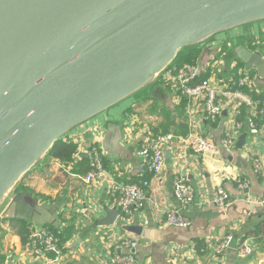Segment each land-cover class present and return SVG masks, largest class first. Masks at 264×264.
Returning <instances> with one entry per match:
<instances>
[{"label":"water","instance_id":"water-1","mask_svg":"<svg viewBox=\"0 0 264 264\" xmlns=\"http://www.w3.org/2000/svg\"><path fill=\"white\" fill-rule=\"evenodd\" d=\"M260 23L264 0H0L2 219L56 225L57 207L25 191L23 179L56 143L114 108L143 95L169 104L159 80L181 52L201 50L195 63L204 71L206 53L224 51V74L239 62L264 85V50L231 36ZM221 34L227 37L215 38ZM123 117L100 126L103 148L116 158L130 152L131 120ZM106 211L99 223L111 226L119 211Z\"/></svg>","mask_w":264,"mask_h":264},{"label":"crops","instance_id":"crops-1","mask_svg":"<svg viewBox=\"0 0 264 264\" xmlns=\"http://www.w3.org/2000/svg\"><path fill=\"white\" fill-rule=\"evenodd\" d=\"M235 35L245 36L248 41L263 38L264 23L245 26L231 33L232 37ZM226 37L221 34L215 38ZM215 38L210 42H215ZM220 55L209 57L206 53L202 59V65L205 64L203 72L214 70L215 75L225 79L229 75L224 74ZM216 58V65L211 67V59ZM164 79L170 95L169 104L150 95L138 96L132 103L122 104L111 110L110 114L80 126L69 137L78 143L79 153L89 162L87 150L90 144L96 143L102 150L107 169L91 184L84 182V174L74 172L76 166H65L53 157H47L23 179L32 193L40 197V203L57 207L56 225L72 222L76 227V235L66 244L63 264H116L112 255L128 251V248L121 246L123 239L138 242L135 264H264V181L256 176L251 160L253 155L264 160V119L257 122L260 129L257 135L245 129L238 133L237 145L232 153L225 152L221 147L216 153L207 154L184 150L176 144L169 145L166 165L156 176L148 167V159L138 156L136 152L141 140L148 136L150 126H158L163 121L162 111L158 110L160 114L152 109L154 100L158 109L166 107L173 110L178 103L176 95L168 90L170 81ZM256 87L264 92V85L256 82ZM139 97H142L141 100L150 99L147 100L150 105L146 111L149 121H144L145 124L140 122L138 108L142 101H139ZM202 102L200 99L188 102L186 125L189 131L193 129L219 142L225 131L235 127L234 119L227 111L216 122H211L206 118ZM131 108H135L134 114L130 113ZM113 116H124L131 120L125 127L128 137L124 139L130 152L124 158H116L103 148V130H100V126ZM243 134H246L245 144L240 147L238 142ZM146 169L151 174L146 203L133 207L126 222L118 216L113 225H101L99 221L108 216L107 208L116 206L109 189L111 183H136ZM180 172L186 174L196 191L194 203L184 211L191 221L187 228L165 222V211L174 204L172 180ZM239 179L248 180V186L239 188ZM215 185L223 186L231 194L232 205L222 208L214 204ZM42 195L48 199H42ZM5 230L3 253L9 259L14 256L20 264H43L41 258L25 255L22 251L24 243L12 228ZM229 234L234 237L232 247L225 254L218 255L215 246ZM244 242L250 243L253 249L249 256L241 258L238 250Z\"/></svg>","mask_w":264,"mask_h":264},{"label":"built area","instance_id":"built-area-1","mask_svg":"<svg viewBox=\"0 0 264 264\" xmlns=\"http://www.w3.org/2000/svg\"><path fill=\"white\" fill-rule=\"evenodd\" d=\"M211 67L216 65V59H212ZM235 63L232 74L223 79L215 75L214 70L211 76L206 79H200L202 70L197 63L186 64L181 67L175 75L171 72L167 73L165 78L172 83V87L180 90L182 94L189 98V101L202 100L206 118L211 122H216L225 112L233 117L235 127L225 131L223 137L216 142L214 139L199 133L193 129L187 135H176L172 132L159 135L157 137L146 136L140 142L136 154L140 157L148 159L149 169L154 175H159L167 161L166 150L169 145L176 144L178 148L184 150L192 149L196 153H216L220 147L227 153H232L236 148L238 133L245 129L247 132L257 135L260 132L255 116L259 115L264 118V101L258 105L249 95L240 89H230L235 85H247L253 87L256 82H252L250 72L245 67L234 72L237 67ZM209 67V65H208ZM210 67V68H211ZM239 76L235 81L234 76ZM245 104L250 108V114L245 122L237 120L241 114V106ZM87 156L90 160V170L82 176L87 184H91L94 180L105 173V167L102 161L103 155L100 146L96 143L89 145ZM256 176L264 181V160L261 157L253 155L251 157ZM239 188L244 189L248 186L249 181L239 179L237 181ZM149 181L144 180L139 183H125L114 181L110 185V193L115 199L116 207L119 211V218L123 222L128 221L127 215L132 212V208L143 206L148 200L147 187ZM174 204L165 211V222L168 225L178 227H189L191 221L185 215L184 211L190 207L195 201L196 191L191 185L186 174L177 173L172 180ZM213 202L219 207H229L233 203L231 194L221 185L213 186ZM28 237L23 244V252L28 257L41 258L43 264H63L66 247L61 246L57 235L47 226H37L29 223ZM233 235L229 234L221 238L215 246V252L223 255L232 247ZM122 247L128 248L127 252H116L113 254V261L116 264H135V251L138 242L135 240L123 239ZM252 245L244 242L239 250L238 256L247 257ZM3 264H20L15 261L14 256L10 259L7 257Z\"/></svg>","mask_w":264,"mask_h":264},{"label":"trees","instance_id":"trees-1","mask_svg":"<svg viewBox=\"0 0 264 264\" xmlns=\"http://www.w3.org/2000/svg\"><path fill=\"white\" fill-rule=\"evenodd\" d=\"M248 43L251 48L264 49V38L262 37L258 39L256 38L249 39ZM201 52H202L201 50L196 49V48L187 49L181 52L178 55L174 64L171 66L169 72L175 75L177 71L184 65L195 63V60H197L200 57ZM216 60H218V58H216ZM242 67H244V65L238 62L237 67L235 68L234 72L236 73ZM212 72L213 71L211 72L207 71L200 77V79L202 80V79L209 78ZM249 75L251 78L255 77L254 72H251ZM238 77H239L238 75L234 76L235 81L238 80ZM164 78L165 76H163L159 80V84L165 82ZM230 89L242 90L247 95H249L251 99L258 105H260V103L264 101V92L258 91L256 85L253 87H249L247 85H243V86L235 85V86H232ZM168 90L176 95L178 99V103L176 104V107L173 110L168 109L166 107L158 109L157 106L155 105L156 101L154 100V104L151 105L152 109L154 111L155 110L162 111L163 121L159 123L158 126L151 125L149 131H147L148 136L157 137L159 135H163L168 132H173L176 135H187L189 133V128L186 125L187 124L186 109H187V105L189 102V98L186 95L182 94L180 90L173 88L171 84L168 85ZM147 100H150V99L149 98L143 99V101H147ZM160 111L158 112L161 114ZM130 113L134 114L135 108H131ZM249 114H250V108L246 106L245 104H243L241 106V114L237 117V120L245 122ZM254 118L257 122L260 119H262V117H260L259 115L255 116ZM78 154H79V157H78ZM48 157H53L57 159L65 166L72 165V168L76 166L77 169L76 170L74 169V172H76V174L85 175L90 170L89 161L85 159L79 153L78 143L75 142L72 138H66L56 143V145L54 146L53 150L51 151ZM76 158L78 159L77 162H76ZM102 161H103L104 167L107 169V166L105 164L106 160L102 158ZM150 177H151V174L150 173L148 174V170L146 169L145 174H143V176L136 183L142 184L144 180L149 181ZM125 183H135V182H125ZM21 187L25 191L32 192V189L26 186L24 181L22 182ZM41 197L42 199H48V197L45 195H42ZM3 222L8 223L9 227L12 228L15 231V233H17L20 236L23 243L26 242L28 234H29L28 232L29 225L27 222L23 220H18V219H4ZM62 222H64V220H62ZM46 226L57 235V237L59 238L60 245L62 247L63 246L65 247V245L69 241H71V239L77 233L76 227L74 223L72 222H68L66 223V225L61 223L60 225H46ZM6 234H7V231L0 226V264H3L5 260L7 259L6 254L3 253V249H4L3 239L5 238ZM65 251L66 250L64 249V252Z\"/></svg>","mask_w":264,"mask_h":264},{"label":"rangeland","instance_id":"rangeland-1","mask_svg":"<svg viewBox=\"0 0 264 264\" xmlns=\"http://www.w3.org/2000/svg\"><path fill=\"white\" fill-rule=\"evenodd\" d=\"M257 39L258 38H261V37H256ZM264 38V37H263ZM211 63H213V60L211 59ZM216 72V71H215ZM165 80V79H164ZM165 82H166V80H165ZM163 84H165V83H163ZM166 85V84H165ZM141 98L142 97H139L138 99H139V101H142L141 102V104H140V107L138 108L139 109V113H141V115H140V117H141V120H140V122L142 123V124H145V122L148 120L149 121V119L147 118V114H146V111H147V109H148V107H149V103H148V101H143V99L141 100ZM149 117V116H148ZM145 121V122H144ZM28 178V177H27ZM22 185V184H21ZM26 185V184H25ZM148 195V194H147ZM2 220V217L0 216V226L1 227H3L4 229H7L8 227H9V225H8V223H4L3 222V220ZM12 231V230H11Z\"/></svg>","mask_w":264,"mask_h":264},{"label":"bare ground","instance_id":"bare-ground-1","mask_svg":"<svg viewBox=\"0 0 264 264\" xmlns=\"http://www.w3.org/2000/svg\"><path fill=\"white\" fill-rule=\"evenodd\" d=\"M244 67H245V66H244ZM167 73H170V72H169V71L166 72L164 76H166ZM204 73H205V72H202V75H203ZM254 81H255V78L253 77V78H252V82H254ZM170 83H171V82H170ZM171 84H172V83H171ZM78 156H79V154H78ZM89 163H90V162H89ZM148 167H149V166H148ZM222 187H223V186H222ZM223 188H224V187H223ZM222 208H226V207H222ZM251 253H252V250H251ZM251 253H250V254H251ZM250 254H249V255H250ZM249 255H248V256H249Z\"/></svg>","mask_w":264,"mask_h":264}]
</instances>
